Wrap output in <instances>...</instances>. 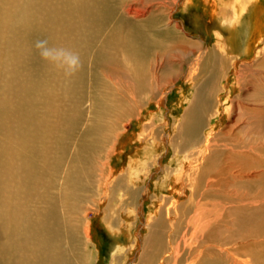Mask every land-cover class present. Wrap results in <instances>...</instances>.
Returning a JSON list of instances; mask_svg holds the SVG:
<instances>
[{
	"label": "bare ground",
	"instance_id": "obj_1",
	"mask_svg": "<svg viewBox=\"0 0 264 264\" xmlns=\"http://www.w3.org/2000/svg\"><path fill=\"white\" fill-rule=\"evenodd\" d=\"M198 8L216 23L211 50L170 20ZM39 40L79 69L44 60ZM227 63L242 64L213 108ZM161 75L197 80L178 134L139 123L153 153L113 167L127 127L166 103ZM114 197L127 213L102 223L125 242L109 264H264V0H0V264H98L89 213Z\"/></svg>",
	"mask_w": 264,
	"mask_h": 264
},
{
	"label": "rangeland",
	"instance_id": "obj_2",
	"mask_svg": "<svg viewBox=\"0 0 264 264\" xmlns=\"http://www.w3.org/2000/svg\"><path fill=\"white\" fill-rule=\"evenodd\" d=\"M148 1H150V0H148ZM151 2L153 4L154 3L156 4V0H151ZM198 10H199V12H198L199 18L197 19L196 22H194L193 17L190 14L191 12H185L186 14L183 12V14H182V12L181 13H180V11L176 12V10L172 11L169 14L170 20L173 23L179 24L178 31L179 32L182 31L184 39L188 40L189 43H194V44L199 43V45L208 46V48H210V50H211L215 47L212 30L216 26V23H215V20L212 19L211 17L209 19L207 17H204L205 15L202 16L203 13H202L201 9L198 8ZM167 12L169 13V10H167ZM242 34H243V32H242ZM196 47H198V46H196ZM253 55H255V54L250 53V55H248L245 58L242 55L241 56H242L243 60H249V62H251V61H253V59L255 60V56H253ZM241 64L234 63L233 66L229 65L230 67H228V63H227L224 73L221 72L222 74H220L221 77L218 76L215 78V81H216V84H215L216 90L215 91L216 92L214 91V93L216 95L213 94V96L215 95V98H214L215 101L213 99L212 103H211V104H213V108H214V105L217 104V102L219 103V101L221 99H223V95L225 94L221 90L222 89L221 83H224V84L226 83V86H227V84L232 85V82H234L233 78L236 77L235 70L237 69L239 71L240 70L239 65H241ZM243 64H245V63H243ZM224 76H225V78L222 79ZM151 79H152V83L155 85L159 84V83L164 84V82H165V85L163 86V95L166 94L168 96L167 101H166V103L164 102L165 104H163V106H160V105H157V103H156L157 99H155L148 106V108L143 111L141 119L139 121L135 122L134 126L129 125L127 127V131H126L125 135H123V138L118 143L117 148L114 151L115 155L113 156V159H112V165L115 168H117L118 166L119 167L124 166L125 169H128L127 167H130L129 166V160L134 159L137 154L139 156V153H141V152L143 153L144 149L146 150V153H153L151 146L148 144V142H146L147 138L145 139V142L143 140L142 136L146 135V132H150V135H151L152 134L151 132H153V131L154 132H157V131L160 132L161 131L162 134L165 133L167 136H169V135L172 137L176 136L178 134V131H179V123L182 120V115L184 114L186 108L188 107V105L190 103L189 98L191 97L193 92L195 93V90H193V85L197 82V80L193 81L191 84V82H189V81L184 82L183 79H178L175 76L174 77H172V76L166 77L163 75L156 76L155 78H151ZM159 79H161V80H159ZM166 81H169V82L171 81V82L166 84ZM241 86L242 85H237V89L231 93L232 97L229 98V101H232V98L237 93L239 94L241 92L240 91L242 89ZM249 91H248V93H249ZM237 96H239V95H237ZM242 97H243V95L241 96V98ZM236 103L237 102L235 101V104ZM216 110L220 111V110H222V107H220L219 109L217 107ZM220 112H222V111H220ZM239 112H240V110L235 107V111L233 112V118H237V116L239 115ZM211 117L209 120L210 125L206 127L207 131H209V129H211L210 126H213L214 128H216V130L218 132V130H220L222 128L220 123H222L221 121H223L224 119H222L220 121V117L219 116L216 117L215 112H213ZM139 123L145 124L147 126L148 130L145 132L144 127L138 128ZM206 128H205V130H206ZM142 133H144V134H142ZM132 136L133 137L136 136V137L134 139H132ZM122 143H123V146L125 147V149L123 150V154H122L123 159L118 160L117 154H119V148H120L119 146ZM166 148H167V146L160 149V152L159 151L156 152V154L160 153L159 156L161 157L162 164L164 166L167 165L171 161L172 154H173L172 150H169L168 148L167 149ZM159 174L160 173L157 172L156 169L151 170V177H153L155 175H159ZM150 184H151L152 188L154 189V184L152 185V180L150 181ZM142 185H144V183H142ZM145 187H148L147 189L150 191L148 185ZM144 206H145V210H144L145 212L144 213H147L149 201L144 203ZM126 213H127V210H126L123 202H120L118 199L116 201L115 197H114L113 201H110L108 204L106 203L104 206H102L101 211H100V215L93 216L91 214V212L89 213V215H90L89 217H91V226H92L91 235L93 237V241H95L97 243L98 249H100V251H99L100 260H99L98 264H109L110 259L112 257L111 251L115 247V245L117 244L116 240L119 243H122L121 242L122 240L124 241V239L121 240L120 236H119V238H116V236H113L112 234H110V232L107 231L104 224L102 223L103 218L105 216H107V217H111L110 221L111 220L113 221L116 219L122 220V218H124ZM113 225L115 226L116 224H113ZM123 244L125 245V243H123ZM138 252H139V249L137 250V248H136V253H138Z\"/></svg>",
	"mask_w": 264,
	"mask_h": 264
},
{
	"label": "clouds",
	"instance_id": "obj_3",
	"mask_svg": "<svg viewBox=\"0 0 264 264\" xmlns=\"http://www.w3.org/2000/svg\"><path fill=\"white\" fill-rule=\"evenodd\" d=\"M35 47L44 60L63 69L68 75L75 73L80 67L79 55L63 46H49L47 40H39Z\"/></svg>",
	"mask_w": 264,
	"mask_h": 264
}]
</instances>
